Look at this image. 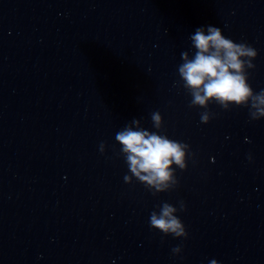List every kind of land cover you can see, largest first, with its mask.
Returning <instances> with one entry per match:
<instances>
[{"label": "water", "instance_id": "obj_1", "mask_svg": "<svg viewBox=\"0 0 264 264\" xmlns=\"http://www.w3.org/2000/svg\"><path fill=\"white\" fill-rule=\"evenodd\" d=\"M207 25L257 50L264 88V0H0V264H264V119L210 104L201 124L178 80ZM154 111L194 154L155 195L114 139ZM181 200L187 239L150 230Z\"/></svg>", "mask_w": 264, "mask_h": 264}, {"label": "clouds", "instance_id": "obj_2", "mask_svg": "<svg viewBox=\"0 0 264 264\" xmlns=\"http://www.w3.org/2000/svg\"><path fill=\"white\" fill-rule=\"evenodd\" d=\"M188 39L191 54L181 52L177 74L190 96L188 106L202 110L200 123H209L210 104L222 109L248 108L252 121L264 119V88L255 91L248 82L249 70L255 68L253 61L257 58V50L246 41L237 42L225 36L220 27L213 25L196 28ZM151 123L153 131L141 127L139 120L133 118L130 124L116 132L114 139L127 164L123 182L130 184L135 180L155 195L178 184L176 170H186L194 154L188 143L160 131L163 122L159 111L151 113ZM99 152L104 154L103 141L99 144ZM247 158L252 161L251 154ZM185 210L182 200L179 207L162 202L149 215L150 230L174 239H187L185 225L178 215ZM181 251L180 245L171 249L174 256ZM209 264H218V261L211 259Z\"/></svg>", "mask_w": 264, "mask_h": 264}]
</instances>
